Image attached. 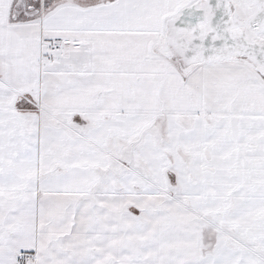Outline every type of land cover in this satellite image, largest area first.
Wrapping results in <instances>:
<instances>
[{"label":"snow or ice","instance_id":"6c2138e0","mask_svg":"<svg viewBox=\"0 0 264 264\" xmlns=\"http://www.w3.org/2000/svg\"><path fill=\"white\" fill-rule=\"evenodd\" d=\"M0 264H264V0H0Z\"/></svg>","mask_w":264,"mask_h":264}]
</instances>
